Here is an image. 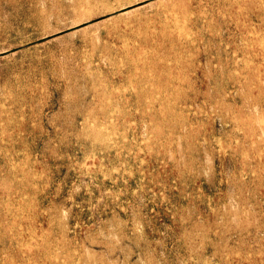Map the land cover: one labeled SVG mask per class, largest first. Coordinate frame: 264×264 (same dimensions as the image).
<instances>
[{
	"label": "rangeland",
	"instance_id": "obj_1",
	"mask_svg": "<svg viewBox=\"0 0 264 264\" xmlns=\"http://www.w3.org/2000/svg\"><path fill=\"white\" fill-rule=\"evenodd\" d=\"M0 264H264V0H0Z\"/></svg>",
	"mask_w": 264,
	"mask_h": 264
},
{
	"label": "bare ground",
	"instance_id": "obj_2",
	"mask_svg": "<svg viewBox=\"0 0 264 264\" xmlns=\"http://www.w3.org/2000/svg\"><path fill=\"white\" fill-rule=\"evenodd\" d=\"M9 163V162H8ZM18 175V174H17ZM19 176V175H18Z\"/></svg>",
	"mask_w": 264,
	"mask_h": 264
}]
</instances>
